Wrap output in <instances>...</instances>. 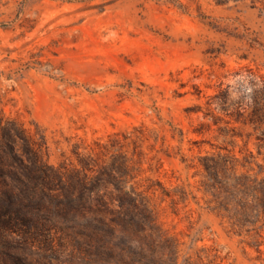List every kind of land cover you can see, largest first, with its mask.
Masks as SVG:
<instances>
[{"label":"rangeland","instance_id":"374dc122","mask_svg":"<svg viewBox=\"0 0 264 264\" xmlns=\"http://www.w3.org/2000/svg\"><path fill=\"white\" fill-rule=\"evenodd\" d=\"M0 121L88 182L12 251L264 264V0H0Z\"/></svg>","mask_w":264,"mask_h":264},{"label":"trees","instance_id":"16d2710c","mask_svg":"<svg viewBox=\"0 0 264 264\" xmlns=\"http://www.w3.org/2000/svg\"><path fill=\"white\" fill-rule=\"evenodd\" d=\"M20 137L22 150L17 147ZM87 183L82 174L67 180L44 160L24 129L0 121V240L6 248L5 263L37 264L11 248L50 241L54 213L71 216L85 203Z\"/></svg>","mask_w":264,"mask_h":264}]
</instances>
